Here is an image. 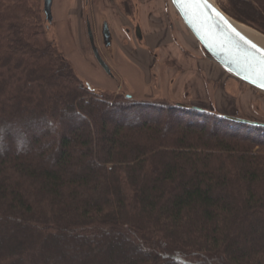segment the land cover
<instances>
[{"label": "trees", "instance_id": "1", "mask_svg": "<svg viewBox=\"0 0 264 264\" xmlns=\"http://www.w3.org/2000/svg\"><path fill=\"white\" fill-rule=\"evenodd\" d=\"M45 20L0 0V264H264V124L95 91Z\"/></svg>", "mask_w": 264, "mask_h": 264}, {"label": "rangeland", "instance_id": "2", "mask_svg": "<svg viewBox=\"0 0 264 264\" xmlns=\"http://www.w3.org/2000/svg\"><path fill=\"white\" fill-rule=\"evenodd\" d=\"M78 2L81 3L80 7L77 5ZM214 2L218 6L227 4V0ZM42 3L44 14L47 7L51 12L50 24L45 20L48 39L54 42L61 56L71 64L77 76L91 89L109 94L127 93L138 101L165 100L172 105L188 106L185 104L187 102L175 103L173 91L171 92V89L164 91L163 81L155 82L151 75H147V72L140 70L127 58L129 57L127 51L134 47L138 48L133 38H129L130 42H122L123 39L120 37L116 47L106 45L102 38L103 27L107 25L109 29V24L106 20L101 22V12L104 10L101 0H42ZM132 17L135 20L134 13ZM242 25L261 34L251 26ZM135 34L138 35L139 30L136 29ZM140 48L145 50L142 51V55L149 59L151 50ZM154 58L152 56V61ZM101 62L107 65L109 71H106ZM156 64H159L158 61ZM236 83L238 91L230 92L233 99L229 103H224L227 112L217 113L264 124V93L241 81ZM207 89L212 101L214 84H207Z\"/></svg>", "mask_w": 264, "mask_h": 264}, {"label": "crops", "instance_id": "3", "mask_svg": "<svg viewBox=\"0 0 264 264\" xmlns=\"http://www.w3.org/2000/svg\"><path fill=\"white\" fill-rule=\"evenodd\" d=\"M101 1L104 8L101 22L106 20L109 24L111 48L118 46L120 37L122 42H130L129 38H133L138 48L127 51V58L151 75L155 82L163 81L164 91H173L175 103L187 102L188 106L215 113L227 112L224 103L233 99L230 92L238 91V80L206 56L170 0ZM77 5L80 7L81 3ZM140 47L151 50L149 59L142 55L145 50ZM152 56L158 59L152 61ZM207 84H214L212 101Z\"/></svg>", "mask_w": 264, "mask_h": 264}, {"label": "water", "instance_id": "4", "mask_svg": "<svg viewBox=\"0 0 264 264\" xmlns=\"http://www.w3.org/2000/svg\"><path fill=\"white\" fill-rule=\"evenodd\" d=\"M170 2L185 26L199 42L208 58L219 64L232 77L264 93V87L261 86L262 84H264V80H262L255 74L253 68L249 63V55L254 54L256 57H259V53H254L253 49L244 44V42L241 41L238 36L229 31V29L225 27V25L216 17L213 16L211 20H209L206 24L201 25L199 21L193 20L191 17H185V15L181 13L176 5L173 4L172 0H170ZM208 3L214 9H216L224 17L225 20H227V22L233 29H235L236 32L243 36L247 41L255 44L257 48L264 51V47L259 45L244 32H242L237 26V24L239 23L226 15L213 0H208ZM45 12L48 20L51 22L52 19L50 9L47 7V10H45ZM259 35L264 38L262 34ZM103 37L106 45H110V32L107 25H104ZM101 63L106 71H109L107 65L103 62ZM179 106L185 107L184 105ZM226 118L229 121L235 123L261 125L260 123L249 122L234 117Z\"/></svg>", "mask_w": 264, "mask_h": 264}, {"label": "snow or ice", "instance_id": "5", "mask_svg": "<svg viewBox=\"0 0 264 264\" xmlns=\"http://www.w3.org/2000/svg\"><path fill=\"white\" fill-rule=\"evenodd\" d=\"M172 2L181 13L185 15V17H191L193 20L199 21L201 25L206 24L213 16L216 17L229 29V31L238 36L244 44L253 49L254 53H259V57H256L254 54L249 55V63L255 74L264 80V51L257 48L255 44L247 41L243 36L236 32L227 20H225L224 17L208 3V0H172ZM261 86L264 87V84Z\"/></svg>", "mask_w": 264, "mask_h": 264}, {"label": "bare ground", "instance_id": "6", "mask_svg": "<svg viewBox=\"0 0 264 264\" xmlns=\"http://www.w3.org/2000/svg\"><path fill=\"white\" fill-rule=\"evenodd\" d=\"M237 26L247 36H249L251 39H253L255 42H257L259 45L264 47V38L262 36H260L257 32H254L253 30H251V29H249V28H247V27H245L243 25H240V24H237Z\"/></svg>", "mask_w": 264, "mask_h": 264}, {"label": "flooded vegetation", "instance_id": "7", "mask_svg": "<svg viewBox=\"0 0 264 264\" xmlns=\"http://www.w3.org/2000/svg\"><path fill=\"white\" fill-rule=\"evenodd\" d=\"M103 36V35H102ZM103 38V37H102ZM103 41H104V38H103Z\"/></svg>", "mask_w": 264, "mask_h": 264}]
</instances>
